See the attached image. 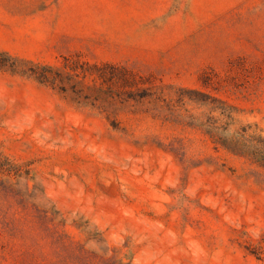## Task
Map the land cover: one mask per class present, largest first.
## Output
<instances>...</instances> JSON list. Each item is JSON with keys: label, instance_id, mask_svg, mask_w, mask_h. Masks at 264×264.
I'll list each match as a JSON object with an SVG mask.
<instances>
[{"label": "rangeland", "instance_id": "1", "mask_svg": "<svg viewBox=\"0 0 264 264\" xmlns=\"http://www.w3.org/2000/svg\"><path fill=\"white\" fill-rule=\"evenodd\" d=\"M242 129L264 0H0V264H264Z\"/></svg>", "mask_w": 264, "mask_h": 264}, {"label": "trees", "instance_id": "2", "mask_svg": "<svg viewBox=\"0 0 264 264\" xmlns=\"http://www.w3.org/2000/svg\"><path fill=\"white\" fill-rule=\"evenodd\" d=\"M250 138L256 141L255 146H250L245 142H242ZM230 142L236 143L241 150H244V154L250 157L260 167L264 168V136L250 135L246 129H242L241 133H237L235 138H233ZM238 142H240V144H238ZM221 146H223L226 151L234 154L228 147H226V145L221 144Z\"/></svg>", "mask_w": 264, "mask_h": 264}]
</instances>
